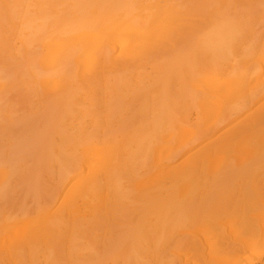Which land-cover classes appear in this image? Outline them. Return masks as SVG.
Returning <instances> with one entry per match:
<instances>
[{
    "label": "bare ground",
    "instance_id": "obj_1",
    "mask_svg": "<svg viewBox=\"0 0 264 264\" xmlns=\"http://www.w3.org/2000/svg\"><path fill=\"white\" fill-rule=\"evenodd\" d=\"M262 256L264 0H0V264Z\"/></svg>",
    "mask_w": 264,
    "mask_h": 264
},
{
    "label": "rangeland",
    "instance_id": "obj_2",
    "mask_svg": "<svg viewBox=\"0 0 264 264\" xmlns=\"http://www.w3.org/2000/svg\"><path fill=\"white\" fill-rule=\"evenodd\" d=\"M243 252H244V251H243ZM243 252H241V251H240V253H241V255H240V256H241V257H243V255H246V254H245V253H243ZM238 254H239V253H238ZM242 254H243V255H242ZM238 256H239V255H238ZM262 259L264 260V256H262Z\"/></svg>",
    "mask_w": 264,
    "mask_h": 264
}]
</instances>
